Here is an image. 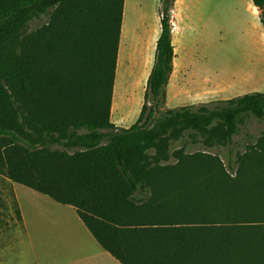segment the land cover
Wrapping results in <instances>:
<instances>
[{"label":"trees","instance_id":"obj_1","mask_svg":"<svg viewBox=\"0 0 264 264\" xmlns=\"http://www.w3.org/2000/svg\"><path fill=\"white\" fill-rule=\"evenodd\" d=\"M250 2L264 29V0ZM174 3L159 0L143 103L118 127L124 0H0V174L73 206L121 264H264V138L235 170L205 151L170 153L186 133L229 145L246 118L264 122V93L165 107Z\"/></svg>","mask_w":264,"mask_h":264},{"label":"rangeland","instance_id":"obj_2","mask_svg":"<svg viewBox=\"0 0 264 264\" xmlns=\"http://www.w3.org/2000/svg\"><path fill=\"white\" fill-rule=\"evenodd\" d=\"M147 1L133 0L129 11L130 26L137 33H133L128 62L122 69L119 67L120 71L116 68L111 121L118 127H129L136 122L152 67L153 58L151 60L150 57L148 67L142 73L140 61L144 52L142 40L137 36L138 29L143 33L144 26L148 27V22L155 18L153 7L147 5ZM46 20V16L33 20L29 30ZM170 24L174 49L173 76H179L183 86L173 91L177 86L171 79L168 81L165 107L198 106L245 93H264V29L259 21V12L250 0H177ZM183 87L189 92L183 96L184 101L176 102L178 90H184ZM260 138H264V122L249 117L229 145L209 146L202 143L204 136L191 137L186 133L183 139L171 143L170 153L182 146L186 153L205 151L217 155L225 166L230 162L235 170L237 153L243 154L248 145L259 146ZM170 161H173L172 157ZM228 173L231 177L237 176L235 171L228 170ZM10 182L0 174V264H32L21 222L15 213L18 201ZM28 190L31 189L17 185L27 221L33 217L36 208L31 199L25 198L30 192ZM38 219L43 220L41 216ZM41 226L44 229L43 223Z\"/></svg>","mask_w":264,"mask_h":264},{"label":"crops","instance_id":"obj_3","mask_svg":"<svg viewBox=\"0 0 264 264\" xmlns=\"http://www.w3.org/2000/svg\"><path fill=\"white\" fill-rule=\"evenodd\" d=\"M149 1H147V5L153 7L152 15L155 18H152L151 22H148V27H146V25L144 26V29L141 31L143 33H139L138 29L137 35L138 38L140 36L142 40V51L145 52L147 49L148 58L145 64V69L148 67L147 63L149 62L150 57L151 60L152 58L154 59L153 52L155 53L156 41L160 34L159 0ZM176 1L177 0H175V2ZM132 3L133 0H124L123 18L116 64V68L118 67V70L119 67L122 69L125 62H128L126 59L129 57L132 37L134 38L133 33H137L134 32L130 26L131 22L129 19V11L130 7L132 8L133 6H131ZM173 72L174 69L172 70L169 81L171 79V82L173 81V83L177 86L175 88L173 87L174 91L176 88L181 87L182 84L180 83V77H174ZM183 89L184 90H178L175 97L176 102L181 100L184 101L183 96L187 95L189 92L188 89L185 91V87H183ZM10 183L14 197L16 201H18L17 204L22 219V232L25 234L27 240L32 264H121L115 257L99 245L83 224L73 206L58 203L49 196L34 191L31 188H29L31 190H28L30 192L25 195V198L31 199L36 208L33 212V217H31L32 219L29 218L27 221L17 193V185L21 184L13 181ZM20 188L25 189L21 186ZM40 216L43 218L42 221L38 219ZM42 223L44 224V229L41 226Z\"/></svg>","mask_w":264,"mask_h":264},{"label":"bare ground","instance_id":"obj_4","mask_svg":"<svg viewBox=\"0 0 264 264\" xmlns=\"http://www.w3.org/2000/svg\"><path fill=\"white\" fill-rule=\"evenodd\" d=\"M179 3V2H178ZM253 8H256V7H254L253 6ZM252 12H254L255 13V10H252ZM136 32H137V30H136ZM173 40V39H172ZM143 58H142V60L140 61V64L142 65V73H143V71H144V69H145V64H146V61H147V58H148V54H147V49H146V51L144 52V54H143ZM139 82L141 83L142 82V75H141V77L139 78ZM133 85H134V83H133Z\"/></svg>","mask_w":264,"mask_h":264}]
</instances>
